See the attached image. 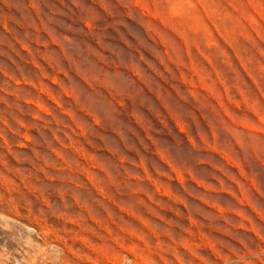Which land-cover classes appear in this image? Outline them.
<instances>
[{
    "label": "rangeland",
    "instance_id": "obj_1",
    "mask_svg": "<svg viewBox=\"0 0 264 264\" xmlns=\"http://www.w3.org/2000/svg\"><path fill=\"white\" fill-rule=\"evenodd\" d=\"M0 264H264V0H0Z\"/></svg>",
    "mask_w": 264,
    "mask_h": 264
}]
</instances>
